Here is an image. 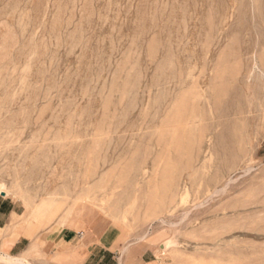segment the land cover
Returning a JSON list of instances; mask_svg holds the SVG:
<instances>
[{"label": "rangeland", "instance_id": "rangeland-1", "mask_svg": "<svg viewBox=\"0 0 264 264\" xmlns=\"http://www.w3.org/2000/svg\"><path fill=\"white\" fill-rule=\"evenodd\" d=\"M2 198L0 264H81L46 240L96 220L155 264H264V0H0Z\"/></svg>", "mask_w": 264, "mask_h": 264}, {"label": "crops", "instance_id": "crops-1", "mask_svg": "<svg viewBox=\"0 0 264 264\" xmlns=\"http://www.w3.org/2000/svg\"><path fill=\"white\" fill-rule=\"evenodd\" d=\"M16 215L18 216L19 212L14 202L7 198L0 199V231L5 230L9 238L20 226L25 225L19 223L20 225L15 226ZM86 228V232H81V235L73 228L61 229L53 240H46L48 247L57 249L60 254L65 252L78 254L82 257L81 264H155L153 251L147 244L138 242L135 247L133 244L124 245L115 226H107L103 221L96 220L89 223ZM25 239L26 237L19 238L10 246L11 255L22 254L28 249Z\"/></svg>", "mask_w": 264, "mask_h": 264}, {"label": "bare ground", "instance_id": "bare-ground-1", "mask_svg": "<svg viewBox=\"0 0 264 264\" xmlns=\"http://www.w3.org/2000/svg\"><path fill=\"white\" fill-rule=\"evenodd\" d=\"M242 149V148H241ZM211 185V184H210ZM219 191H214V193H218ZM213 193V194H214ZM210 196H212V195H210ZM206 203V201L205 202H202V203H195L194 205H193V207H190V208H188L185 212H184V217H186V216H188L189 215V213L191 212V211H194V210H197L199 213L200 212H202L201 211V208H202V206L204 205ZM52 213H53V210L50 208V209H46V211H45V209L41 206V207H39V208H37L35 211H34V213H33V216H34V218H36V220H38V221H45L46 220V218L48 217L49 218V216H51L52 215ZM71 212H69L68 214H70ZM68 214L63 218V219H61V224H64L65 223V221H66V219H67V217H68ZM161 234V233H160ZM160 234H156L152 239V241H158L159 239H160ZM166 235V234H165ZM3 255V254H2ZM212 255H217V253H213ZM175 258H178L177 256L175 257ZM21 260L20 259H18L17 260V262H20ZM23 262V261H22ZM25 263V262H24Z\"/></svg>", "mask_w": 264, "mask_h": 264}]
</instances>
